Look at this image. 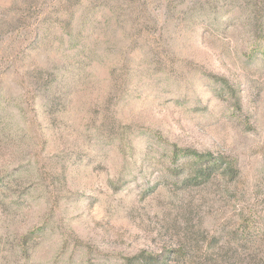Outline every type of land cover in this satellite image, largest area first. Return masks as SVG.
<instances>
[{
  "label": "rangeland",
  "instance_id": "374dc122",
  "mask_svg": "<svg viewBox=\"0 0 264 264\" xmlns=\"http://www.w3.org/2000/svg\"><path fill=\"white\" fill-rule=\"evenodd\" d=\"M142 253L264 264V0H0V264Z\"/></svg>",
  "mask_w": 264,
  "mask_h": 264
},
{
  "label": "trees",
  "instance_id": "16d2710c",
  "mask_svg": "<svg viewBox=\"0 0 264 264\" xmlns=\"http://www.w3.org/2000/svg\"><path fill=\"white\" fill-rule=\"evenodd\" d=\"M178 151L174 150V153ZM187 156H192L193 165L190 166V179L197 180L199 177L209 176L218 168V161L213 162V157L209 154L203 155L194 151L184 152ZM127 262L130 264H167L163 259H159L155 256L142 253L139 257L128 258Z\"/></svg>",
  "mask_w": 264,
  "mask_h": 264
}]
</instances>
